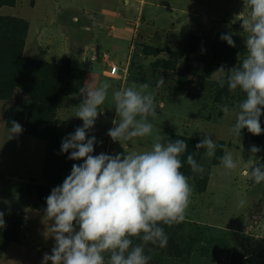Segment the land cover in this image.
<instances>
[{
  "label": "rangeland",
  "instance_id": "rangeland-1",
  "mask_svg": "<svg viewBox=\"0 0 264 264\" xmlns=\"http://www.w3.org/2000/svg\"><path fill=\"white\" fill-rule=\"evenodd\" d=\"M150 1L155 2V6H147L143 20L151 25L153 33L134 39L127 77L109 79L112 87L100 110L106 106L115 110L111 99L113 91L133 82L147 83L151 86L150 90L155 92L157 105L154 133L161 131L166 138L180 134L198 139H202L205 133L210 134L217 148L222 149V154L225 149L231 151L239 164L236 169L226 171L221 163L212 165L214 156L207 157L204 149V172L198 175L199 186L190 182L193 191L185 211L182 232L186 240L191 239L196 224L204 236L202 248L188 257L180 258L174 256L166 246L161 248L149 242L145 246V253L152 257L149 264H264V182L256 184L250 175H244L245 170L250 171L252 164L264 163V132L256 136L245 128L241 130L240 137L231 132L235 116H225L218 105L234 109L245 94L239 90L225 91L228 100L221 104L217 99L219 83L211 76L221 65L226 70L236 64L239 66L238 54H246L244 37L239 34L242 32L240 24L233 22L240 12L247 14L243 8L244 0ZM34 3L35 9L30 6V0H18L15 7L2 6L0 16L28 22L25 56L49 63L69 60L75 91L54 105V117L52 115L49 120L53 131H58L64 138L83 125V121L75 117L78 105L83 100L79 95L80 89L99 86L101 78L94 73L88 74V51L83 52L84 47L78 54L72 50L65 52L67 45L62 43V29L51 28V31H59L57 37L40 38L37 32L45 21L38 18L54 3L47 0H34ZM153 17L154 20H150ZM228 32L236 33L232 37L236 47L229 55V62L224 63L222 53L216 54L212 45L219 41L228 45L220 39L222 33ZM84 37L86 30L76 38L84 40ZM108 70L112 73V65ZM160 77H163L165 84L157 89ZM28 101L19 89L6 98H0V208L6 207L5 204L9 202L5 200V195L18 198V204L22 207L16 212H0L5 213L6 226L14 222V218L24 220L22 227L17 222L13 223L16 242H23L22 245H10L0 258V264H41L43 255L51 254L55 240L45 236L46 225L52 223L45 219L46 197L54 187L63 183L74 163H83L82 160H69L67 157L70 153H62L66 165L55 170L54 177L41 179L47 153L46 141L22 133L9 139L7 118L10 115L22 117ZM102 121L99 124L95 122L87 133L86 138L95 136L98 141L94 145L93 155L150 149V137L134 138L132 141H122V144L114 142L107 135L108 130L114 127L112 120L108 118ZM48 127L43 126V129ZM253 145L261 151L250 159V147ZM240 200L245 201L243 207L238 206ZM133 241L142 243L139 238H133Z\"/></svg>",
  "mask_w": 264,
  "mask_h": 264
},
{
  "label": "clouds",
  "instance_id": "clouds-1",
  "mask_svg": "<svg viewBox=\"0 0 264 264\" xmlns=\"http://www.w3.org/2000/svg\"><path fill=\"white\" fill-rule=\"evenodd\" d=\"M243 8L247 14L240 12L233 22L240 24L246 54H238L239 66L226 70L221 65L211 74L221 88L226 83L230 92L239 90L245 94L234 109L218 105L225 116H235L231 132L238 137L245 128L256 136L264 132L260 123L264 114V0H244ZM235 34L222 33L220 39L236 47L232 38ZM164 84L160 77L156 88ZM111 87L103 81L97 87L80 89L83 100L75 117L83 125L62 139L60 151L70 153L69 160L83 163H74L63 183L46 197L45 219L52 223L46 225L45 236L53 237L55 244L51 254L43 255L41 264H149L152 257L145 253L146 244L165 247L168 235L163 225L185 220L193 191L191 177L181 171V157L188 144L184 139H168L161 131L154 133L158 114L155 92L149 84L133 82L111 93L116 118L107 135L121 144L150 137V149L93 155L98 141L95 136L86 138L87 133L103 113L100 106L108 99ZM22 131V125L12 121L9 139ZM195 148L205 149V155L211 158L217 144L205 133ZM260 151L251 146L250 159ZM219 159L226 171L238 167L239 161L227 149ZM186 163L193 173L204 172L194 154L187 155ZM244 175H250L256 184L264 182V163L252 164ZM244 203L240 200L238 206ZM4 215L0 212V228L6 226ZM133 238L142 243H134Z\"/></svg>",
  "mask_w": 264,
  "mask_h": 264
},
{
  "label": "trees",
  "instance_id": "trees-1",
  "mask_svg": "<svg viewBox=\"0 0 264 264\" xmlns=\"http://www.w3.org/2000/svg\"><path fill=\"white\" fill-rule=\"evenodd\" d=\"M17 0H0V7H13ZM29 24L24 19L11 16H0V98H6L15 89L21 90L28 98V104L24 107L22 117L10 115L7 118V125L10 128L11 122L16 121L22 125V134L46 141L47 153L44 159L41 179L54 177L61 165H66L60 151L63 137L58 131H53L50 126V118L54 117V105L62 98L72 95L75 91V80L67 59H61L57 63H49L44 60L27 57L24 54ZM212 49L216 54L222 53L223 62H229V55L235 47H229L219 41L213 43ZM160 51V50H158ZM197 76L196 72H193ZM218 100L225 103L228 100L227 84L223 88L219 85ZM221 103V104H222ZM264 112V110H262ZM261 127H264V114L260 117ZM49 126L43 129V126ZM168 139H184L188 144V149L181 157L183 168L181 171L186 176L191 177L190 182L198 183L199 173H193L186 159L188 154H194L197 163L202 165V155L204 149L197 150L195 145L201 141L198 138L187 137L180 134H172ZM222 149L216 148L212 165L220 163L223 156ZM199 184V183H198ZM197 184V185H198ZM46 186V185H44ZM199 186V185H198ZM24 225V220L14 218V222L4 228H0V257L6 248L16 242V227ZM168 235L167 249L180 258L188 257L192 252L201 250L204 236L202 231L194 224L191 239L186 240L182 234L183 222L172 225H163Z\"/></svg>",
  "mask_w": 264,
  "mask_h": 264
},
{
  "label": "crops",
  "instance_id": "crops-1",
  "mask_svg": "<svg viewBox=\"0 0 264 264\" xmlns=\"http://www.w3.org/2000/svg\"><path fill=\"white\" fill-rule=\"evenodd\" d=\"M47 1L54 4L53 7H48L44 12L45 14L38 18L45 21L37 32L40 38L48 37L51 39L55 36L57 37L62 29L61 32L64 36L62 43L67 45L65 52L72 50L75 54H78V51L80 53L83 47L85 48L83 52L88 51V60L86 61L88 74L94 73L96 77L101 78L100 82L109 81L111 77L126 79L134 39L153 33L150 28L151 25L144 22L143 16L147 6L152 4V7H154L155 2L150 0ZM17 4L18 0L15 6ZM30 6L35 9L34 0H30ZM150 20L153 21L154 17ZM57 27L60 28L59 31H51V28L55 30ZM85 30V39L78 40L76 37ZM26 49L27 39L24 53ZM112 55L115 56L113 60ZM110 65H117L120 68L117 75H114L113 72L110 73V70H108ZM101 110L103 111L99 115L101 118L96 120L98 124L103 119L108 120L109 118L112 120L116 118L115 110L111 109L110 106L103 107ZM4 197L9 202L5 204L6 207L0 208V210L16 212L18 208H22L18 204V198L14 196L11 198L8 195ZM22 243L14 242L10 245H22Z\"/></svg>",
  "mask_w": 264,
  "mask_h": 264
},
{
  "label": "built area",
  "instance_id": "built-area-1",
  "mask_svg": "<svg viewBox=\"0 0 264 264\" xmlns=\"http://www.w3.org/2000/svg\"><path fill=\"white\" fill-rule=\"evenodd\" d=\"M120 71V68L117 65H112V72L114 75H117Z\"/></svg>",
  "mask_w": 264,
  "mask_h": 264
}]
</instances>
